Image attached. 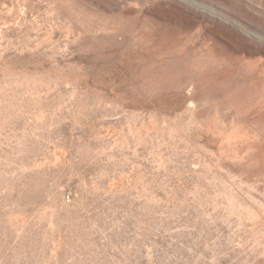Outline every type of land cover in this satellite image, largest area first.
<instances>
[{"label":"rangeland","instance_id":"374dc122","mask_svg":"<svg viewBox=\"0 0 264 264\" xmlns=\"http://www.w3.org/2000/svg\"><path fill=\"white\" fill-rule=\"evenodd\" d=\"M0 264H264V0H0Z\"/></svg>","mask_w":264,"mask_h":264}]
</instances>
